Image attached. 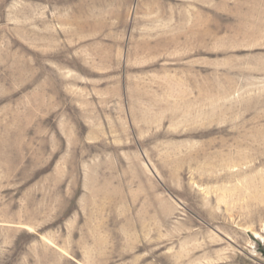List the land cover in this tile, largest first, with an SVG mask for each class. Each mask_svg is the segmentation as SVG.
<instances>
[{"label": "rangeland", "instance_id": "1", "mask_svg": "<svg viewBox=\"0 0 264 264\" xmlns=\"http://www.w3.org/2000/svg\"><path fill=\"white\" fill-rule=\"evenodd\" d=\"M0 264H264V0H0Z\"/></svg>", "mask_w": 264, "mask_h": 264}]
</instances>
